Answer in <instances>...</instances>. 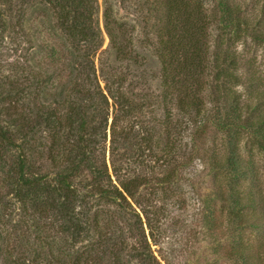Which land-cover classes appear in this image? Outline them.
<instances>
[{
  "label": "trees",
  "instance_id": "16d2710c",
  "mask_svg": "<svg viewBox=\"0 0 264 264\" xmlns=\"http://www.w3.org/2000/svg\"><path fill=\"white\" fill-rule=\"evenodd\" d=\"M33 1L0 0L5 5L0 8V38L14 32L22 7ZM40 1L50 7L62 39L50 30L51 42H38V50L27 54L22 67H12L5 90H0V188L39 220L50 217L59 229L58 252H50L45 264H170L152 250L157 245V191L141 194L145 185H162L174 177L180 147L167 138L165 117L151 121L164 129L165 141L159 147L154 125L142 120L141 106L149 94L133 91L131 68L141 69L145 62L135 52L126 23L107 2L102 18L108 46L100 55L110 54L112 63L100 59L97 75L93 58L101 49V34L95 22L96 0ZM157 1L162 10L153 16V48L160 66L162 108L173 104L194 124H203L212 118L206 99L216 105L229 101L234 120L264 141L263 118L243 120L251 107L240 104L237 92L229 89L217 97V83H240L242 78L229 70L238 65L234 52H217L210 61L205 40L210 22L202 4ZM224 9L229 15L239 13L232 6ZM234 21L246 25L243 17ZM253 35L264 43V35ZM223 86L219 88L227 91ZM207 89H214L210 97ZM232 145L224 163L213 159L210 165L244 177L251 167ZM258 145L264 154V143ZM144 151L152 155V165L133 171ZM232 179L226 188H215L237 211L229 213L225 230L215 223L211 228L225 233L236 224L240 231L224 256L240 264H264V242H253L242 233L244 228L264 227V216L255 211L262 205L252 192L240 188L239 178Z\"/></svg>",
  "mask_w": 264,
  "mask_h": 264
},
{
  "label": "rangeland",
  "instance_id": "374dc122",
  "mask_svg": "<svg viewBox=\"0 0 264 264\" xmlns=\"http://www.w3.org/2000/svg\"><path fill=\"white\" fill-rule=\"evenodd\" d=\"M153 1L96 0L95 22L101 34V49L93 58L97 75L100 59L106 64L112 63L110 54L100 55L108 46L102 18L108 2L120 21L126 23L125 28L131 35L135 52L145 62L141 69L131 68L134 76L132 83L135 84L133 91L138 95L149 94L141 106L142 120L154 125L152 132L159 147L165 141L164 129L157 126L158 121L153 124L151 121L153 118L163 120L165 117L167 134H170L167 138L180 147V151H176L179 152V166L174 177L162 185H145L148 188L141 194L147 196L152 188L157 191L154 200L158 221L154 229L157 245H152V250L164 256L170 264H240L236 260L227 259L223 254V250L235 242L240 228L233 224L225 233H214L211 228L215 223L224 229L228 226L229 213L237 211L229 201L224 202L217 196L215 187L221 184L226 188L232 178H239L240 188L252 192L258 204L262 205L255 211L264 216V201L260 200L264 194V154L258 145V142L264 141L252 129L242 127L234 120V107L229 101H220L216 105L206 99L207 111L212 118L203 124H194L190 116L180 113L173 104L162 108L157 88L160 66L153 48V16L154 12L156 14L160 10V6L157 0L155 3ZM198 1L202 4L203 15L210 22L206 27L205 38L210 61L213 59L212 54L217 52H234L238 65L229 70L242 78L240 83L220 82L227 91L220 89L221 85L217 83V97L218 94L229 92V89L235 91L239 94L240 104L247 103L251 107L250 113H243L242 119L252 120L261 116L264 120V43L252 37L255 33L264 35L261 22L264 20V0ZM225 6H232L239 13L229 15ZM0 8H5L4 3L0 2ZM22 9L18 14L22 13L21 16L16 17L18 23L14 32H6L0 38L2 91L8 83L12 67H22L27 54L38 50V42H51L50 30L62 39L48 4L36 0ZM238 16L246 20V25L234 21ZM35 60L39 61L38 58ZM213 91L207 89L206 95L210 97ZM233 143L251 167L244 177L234 176L228 168L219 170L210 165L213 159H220L224 163ZM106 154L108 159L109 154ZM139 161L132 165V170L143 172L145 165H152V155L144 151ZM242 233L253 242H264V227L244 228ZM59 236L60 231L50 217L39 220L37 214L25 208L5 188H0V264H45L50 252H58L56 242ZM262 257L264 260V255Z\"/></svg>",
  "mask_w": 264,
  "mask_h": 264
}]
</instances>
